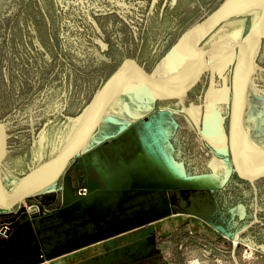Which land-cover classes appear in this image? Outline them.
Returning <instances> with one entry per match:
<instances>
[{
	"label": "rangeland",
	"instance_id": "rangeland-1",
	"mask_svg": "<svg viewBox=\"0 0 264 264\" xmlns=\"http://www.w3.org/2000/svg\"><path fill=\"white\" fill-rule=\"evenodd\" d=\"M227 1L0 0L3 193L69 146L75 121L125 64L151 79ZM252 26V16L233 17L203 37L183 60L179 95L109 103L56 182L0 209V264H264V176L237 174L230 139L232 72ZM221 42L223 75L212 68ZM256 65L243 125L263 147L264 39ZM225 84L219 154L186 112L201 108V131L211 89L222 95Z\"/></svg>",
	"mask_w": 264,
	"mask_h": 264
},
{
	"label": "bare ground",
	"instance_id": "bare-ground-1",
	"mask_svg": "<svg viewBox=\"0 0 264 264\" xmlns=\"http://www.w3.org/2000/svg\"><path fill=\"white\" fill-rule=\"evenodd\" d=\"M240 16H252L253 26L247 37L239 45L232 72L233 120L232 134H230L231 147L236 168H241L242 165L245 174L249 176H258L261 174L264 171V146H259L250 136V133L245 130L243 125V108L247 102L246 92L252 83V76L257 71L256 59L263 41V39L259 40L255 37L259 34H264V0H228L217 14L213 17L211 16L212 18L210 17L209 20L207 19V22H204L205 28L202 32H195L185 36L178 45L173 47L171 53L165 58L161 67H159L151 79L142 71L131 69L118 71L109 80L103 91L100 92L96 102L87 113L75 121L71 142L69 141L67 143L69 146L65 147L56 159L41 167L32 176L21 180L11 194L3 193L0 187V206H5L7 202L15 201L24 194L27 195L25 199H28L31 195L41 192L50 184L56 182L73 154L80 148L86 138L97 129L109 103H115L130 92V96L138 100L143 99V97L144 99L146 98L150 106L151 104L157 103L156 101H165L179 95L186 85L185 78L183 80V77L187 74L184 69V58L197 47L200 41L207 35L212 34L223 21L226 23L233 17ZM219 44V51H221L224 42ZM216 53L217 51L214 50L213 57ZM220 54V61H217V63L222 65L224 59L230 56H226L222 51ZM161 68L166 75L163 78H161L162 76L159 77L161 79L156 81L155 78L159 75ZM174 76L178 79L169 86ZM227 92L228 87L226 84L224 92L221 93L222 95L216 93L213 88L211 89L209 103H207L205 108L204 128L200 131V126H197L199 122L195 125L202 137L219 154H225L227 152V144L222 118L216 110V104L226 98ZM192 111L194 114L189 112L188 116L196 120L198 109H193ZM2 146L3 137L0 133V152Z\"/></svg>",
	"mask_w": 264,
	"mask_h": 264
},
{
	"label": "water",
	"instance_id": "water-1",
	"mask_svg": "<svg viewBox=\"0 0 264 264\" xmlns=\"http://www.w3.org/2000/svg\"><path fill=\"white\" fill-rule=\"evenodd\" d=\"M204 28H205V26H204V21H203L197 27H195L191 32H189V35H191L192 33H195V32H202L204 30ZM255 38L259 39V40L264 39V34H259ZM130 67H131V64L127 63L120 70H122V69L126 70V69H128ZM0 133H1L2 137H3V146H2L1 152H0V159H1L2 156H3V152H4V149H5V143H6L5 130L2 128L1 125H0ZM236 172L241 178H243L245 180H248L250 182H254L257 179H259V178L264 176V171L261 174H259L258 176H249V175L245 174L244 170L242 169V165H241V168H236ZM26 197H27V195L24 194V195L20 196L19 198H17L15 201H10V202H7L5 204V206H0V209L1 210L10 209L13 206H15L17 203L23 201Z\"/></svg>",
	"mask_w": 264,
	"mask_h": 264
},
{
	"label": "flooded vegetation",
	"instance_id": "flooded-vegetation-1",
	"mask_svg": "<svg viewBox=\"0 0 264 264\" xmlns=\"http://www.w3.org/2000/svg\"><path fill=\"white\" fill-rule=\"evenodd\" d=\"M196 48V47H195ZM194 48V49H195ZM224 64V63H223ZM217 66V61H212V68H213V72L215 73V74H219V75H223V72L224 71H226V70H224L222 73H221V70L218 68H215ZM197 69H198V71H200L203 67H201V66H198V67H196ZM222 68H225V66L224 65H222ZM227 68V67H226ZM202 71V70H201ZM200 72H198V74H199ZM193 109H198V113H197V118H196V120L195 119H193V118H190L189 116H188V112H186V114H187V116L193 121V123L196 125V123H200V120H201V108L200 107H197V106H192V110ZM185 112V111H184ZM199 123H198V125L197 126H199Z\"/></svg>",
	"mask_w": 264,
	"mask_h": 264
},
{
	"label": "crops",
	"instance_id": "crops-1",
	"mask_svg": "<svg viewBox=\"0 0 264 264\" xmlns=\"http://www.w3.org/2000/svg\"><path fill=\"white\" fill-rule=\"evenodd\" d=\"M52 184H53V183H52ZM52 184H50V185H52ZM50 185H49V186H50ZM49 186H48V187H49ZM48 187H47V188H48ZM47 188H46V189H47ZM44 190H45V189H44ZM42 191H43V190H42Z\"/></svg>",
	"mask_w": 264,
	"mask_h": 264
}]
</instances>
